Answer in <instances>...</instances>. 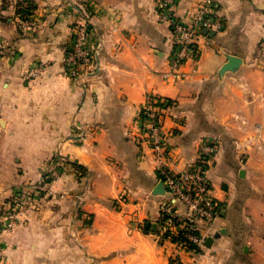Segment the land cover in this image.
Returning <instances> with one entry per match:
<instances>
[{
  "label": "crops",
  "instance_id": "crops-1",
  "mask_svg": "<svg viewBox=\"0 0 264 264\" xmlns=\"http://www.w3.org/2000/svg\"><path fill=\"white\" fill-rule=\"evenodd\" d=\"M18 1L27 3L0 0V264H169L173 255L178 264H264V0H211L223 28L198 36V67L184 79L160 75L172 33L156 0H30L27 28L16 22ZM198 2L178 0L175 10L187 16ZM83 13L88 44L101 50L72 76L63 57ZM228 54L242 62L221 73ZM147 92L174 99L183 119L169 138L174 169L202 141L215 143L210 193L220 208L197 220V253L160 235L168 194L155 191L141 142ZM164 127L178 126L167 115ZM8 209L14 219L2 230Z\"/></svg>",
  "mask_w": 264,
  "mask_h": 264
},
{
  "label": "built area",
  "instance_id": "built-area-1",
  "mask_svg": "<svg viewBox=\"0 0 264 264\" xmlns=\"http://www.w3.org/2000/svg\"><path fill=\"white\" fill-rule=\"evenodd\" d=\"M178 0H156V12L159 18L165 21L172 33V50L169 54L166 67L160 75L167 79H184L194 73L198 67L199 51L197 38L202 35L203 29L220 30L223 24L210 14L211 0H199L189 15H180L175 6ZM86 14L80 16L74 25L70 44L64 53L63 62L66 73L77 76L80 66L92 62L101 50V42L88 44L89 29L85 22ZM17 25L21 28L34 27L35 23L30 18L18 13ZM190 63L189 71L182 67ZM35 71H29L34 74ZM174 99L147 92L140 107L141 142L150 150L154 168L159 181L168 194L167 199L160 206V235L171 242L176 251L197 253L204 242V235L198 228L197 220L206 224L211 222L220 208L218 200L210 193L211 183L209 170L211 158L215 153V143L202 141L195 152V158L186 163L180 170L174 169L173 147L169 138L178 132L183 119L175 115ZM170 115L178 127L166 130L164 119ZM57 171L58 167L56 166ZM78 176H83L84 168L76 167ZM56 176L57 173H51ZM176 202L181 203L185 209L180 211ZM1 229L4 230L12 224L14 211L8 209L4 213ZM2 248L0 246V258ZM178 256L170 257L169 264H178Z\"/></svg>",
  "mask_w": 264,
  "mask_h": 264
},
{
  "label": "water",
  "instance_id": "water-1",
  "mask_svg": "<svg viewBox=\"0 0 264 264\" xmlns=\"http://www.w3.org/2000/svg\"><path fill=\"white\" fill-rule=\"evenodd\" d=\"M203 33H208L212 35L214 33L213 30L203 29ZM242 62V58L235 54H228L227 60L223 63V65L220 67L219 71L222 73L225 70H235L238 68L240 63ZM156 192H164V186L162 182L160 181L155 189Z\"/></svg>",
  "mask_w": 264,
  "mask_h": 264
},
{
  "label": "trees",
  "instance_id": "trees-1",
  "mask_svg": "<svg viewBox=\"0 0 264 264\" xmlns=\"http://www.w3.org/2000/svg\"><path fill=\"white\" fill-rule=\"evenodd\" d=\"M17 4H18L17 11L23 16L29 15L34 7V4L30 0H27L26 4H23V2L20 1H18ZM159 222H161V218Z\"/></svg>",
  "mask_w": 264,
  "mask_h": 264
},
{
  "label": "rangeland",
  "instance_id": "rangeland-1",
  "mask_svg": "<svg viewBox=\"0 0 264 264\" xmlns=\"http://www.w3.org/2000/svg\"><path fill=\"white\" fill-rule=\"evenodd\" d=\"M50 178H51V176H50Z\"/></svg>",
  "mask_w": 264,
  "mask_h": 264
}]
</instances>
